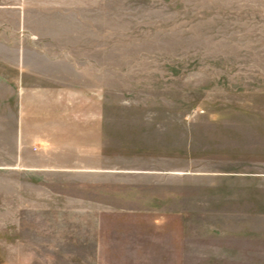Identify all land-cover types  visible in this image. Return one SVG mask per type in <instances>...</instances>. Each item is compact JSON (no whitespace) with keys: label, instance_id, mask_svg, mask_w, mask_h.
<instances>
[{"label":"rangeland","instance_id":"obj_1","mask_svg":"<svg viewBox=\"0 0 264 264\" xmlns=\"http://www.w3.org/2000/svg\"><path fill=\"white\" fill-rule=\"evenodd\" d=\"M52 86L98 142L48 180L15 114ZM0 264H264V0H0Z\"/></svg>","mask_w":264,"mask_h":264},{"label":"crops","instance_id":"obj_2","mask_svg":"<svg viewBox=\"0 0 264 264\" xmlns=\"http://www.w3.org/2000/svg\"><path fill=\"white\" fill-rule=\"evenodd\" d=\"M67 95L70 96V92L53 86L20 89L15 131L18 137L17 163L21 169L44 173L50 180L49 177L65 175V166L77 167L86 163V152L80 153V149L85 151L86 144L91 143L86 149L92 150L98 141H87L83 131H79V127L85 126V121L75 115L68 121L65 119V107L75 111L79 108L78 104L65 105ZM100 117L98 113L97 119ZM88 121L91 123L92 119ZM94 121L95 118L92 122L95 125Z\"/></svg>","mask_w":264,"mask_h":264}]
</instances>
